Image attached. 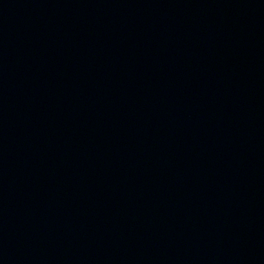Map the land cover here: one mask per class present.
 Wrapping results in <instances>:
<instances>
[{
    "label": "water",
    "instance_id": "1",
    "mask_svg": "<svg viewBox=\"0 0 264 264\" xmlns=\"http://www.w3.org/2000/svg\"><path fill=\"white\" fill-rule=\"evenodd\" d=\"M0 264H264V0H0Z\"/></svg>",
    "mask_w": 264,
    "mask_h": 264
}]
</instances>
